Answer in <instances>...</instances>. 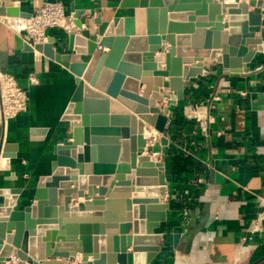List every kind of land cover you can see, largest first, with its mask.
Masks as SVG:
<instances>
[{
  "label": "water",
  "instance_id": "95a60500",
  "mask_svg": "<svg viewBox=\"0 0 264 264\" xmlns=\"http://www.w3.org/2000/svg\"><path fill=\"white\" fill-rule=\"evenodd\" d=\"M26 1L0 0V16L29 18L31 12L21 9ZM31 2L34 9L45 5ZM263 5L121 0L119 8L132 14L112 19L72 5L75 31L60 45L53 36L25 42L26 51L74 75L76 87L61 116L71 133L53 146L51 173L38 178L32 203L23 204L15 173L0 179V264L14 250L18 261L12 264H70L77 253L79 264H149L160 250L162 234L155 229L169 208L160 200L168 189L165 161L151 155L157 144L169 143L171 107L184 100L191 78L215 74L212 67L238 75L253 59L264 64ZM184 110L197 115L190 105ZM146 124L154 129L147 136ZM30 133L40 140L47 130ZM147 140L153 145L147 147ZM18 150V143L3 144L0 170H10ZM79 197L84 201L77 203ZM207 216L208 208L193 231Z\"/></svg>",
  "mask_w": 264,
  "mask_h": 264
},
{
  "label": "crops",
  "instance_id": "0c3cea01",
  "mask_svg": "<svg viewBox=\"0 0 264 264\" xmlns=\"http://www.w3.org/2000/svg\"><path fill=\"white\" fill-rule=\"evenodd\" d=\"M61 1L72 16V5L91 8L104 19L132 14L130 9L119 8L121 0ZM241 1L248 4V0ZM21 9L30 12L31 0L22 2ZM253 9L249 6L250 11ZM261 10L264 47V5ZM228 16L223 14L224 20ZM20 23L21 18L0 16V68L14 74L30 97L28 111L0 124V150L5 143L19 144L10 170H0V179L15 173L17 185L23 188V204L27 205L34 201L38 178L51 173L56 158L53 146L70 136L71 127L61 116L76 84L64 66L24 49L26 31L18 29ZM73 31L74 26L69 30L50 28L47 36L55 37L60 45ZM165 46L168 48L169 43ZM212 69L215 74L188 81L184 100L171 107L165 133L169 143L157 144L151 155L165 161L161 172L166 175L168 189L160 200L168 202L169 208L166 220L155 229L162 234L160 250L149 264H264V223L259 231L247 230L257 212L264 209L259 206L264 199V64L253 59L238 75H229L221 65ZM31 76L36 83L30 82ZM187 105L196 112L195 117L186 115ZM32 128H46L44 139L34 137ZM145 130L154 129L146 124ZM151 145L153 141L147 140V147ZM178 153L194 162L180 175L172 165V157ZM83 201L84 197L77 199V203ZM206 208L208 216L202 228L193 231L204 220ZM10 258L4 264L18 261L15 250ZM81 259L82 254L77 253L68 262L79 264ZM25 264H29L27 260Z\"/></svg>",
  "mask_w": 264,
  "mask_h": 264
},
{
  "label": "built area",
  "instance_id": "2783aa9c",
  "mask_svg": "<svg viewBox=\"0 0 264 264\" xmlns=\"http://www.w3.org/2000/svg\"><path fill=\"white\" fill-rule=\"evenodd\" d=\"M30 12L29 18H21L18 29L26 31L24 41L31 45L46 42L47 30L50 28L69 30L74 26L73 16L66 11L61 0L45 2L43 7L33 8ZM29 80L31 83L37 82L34 76ZM29 106L30 97L27 89L19 83L14 74L0 68V124L28 111ZM259 206L264 207V199L260 200ZM263 223L264 209L257 212L247 229L248 232L261 230Z\"/></svg>",
  "mask_w": 264,
  "mask_h": 264
},
{
  "label": "trees",
  "instance_id": "16d2710c",
  "mask_svg": "<svg viewBox=\"0 0 264 264\" xmlns=\"http://www.w3.org/2000/svg\"><path fill=\"white\" fill-rule=\"evenodd\" d=\"M193 159L189 156H185L183 153H178L172 157V165L175 174L180 175L182 172L186 171L189 166L193 165Z\"/></svg>",
  "mask_w": 264,
  "mask_h": 264
},
{
  "label": "bare ground",
  "instance_id": "6f19581e",
  "mask_svg": "<svg viewBox=\"0 0 264 264\" xmlns=\"http://www.w3.org/2000/svg\"><path fill=\"white\" fill-rule=\"evenodd\" d=\"M145 135H146V136L149 135V131H146V130H145ZM144 152H145V151H144Z\"/></svg>",
  "mask_w": 264,
  "mask_h": 264
}]
</instances>
